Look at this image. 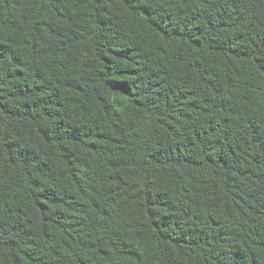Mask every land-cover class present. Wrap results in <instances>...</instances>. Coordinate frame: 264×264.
I'll use <instances>...</instances> for the list:
<instances>
[{"label": "trees", "instance_id": "1", "mask_svg": "<svg viewBox=\"0 0 264 264\" xmlns=\"http://www.w3.org/2000/svg\"><path fill=\"white\" fill-rule=\"evenodd\" d=\"M0 264H264V0H0Z\"/></svg>", "mask_w": 264, "mask_h": 264}]
</instances>
